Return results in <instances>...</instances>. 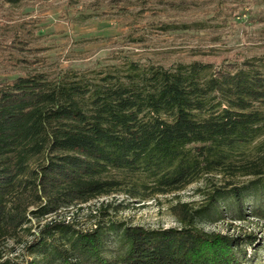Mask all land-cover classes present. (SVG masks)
<instances>
[{
	"label": "trees",
	"instance_id": "1",
	"mask_svg": "<svg viewBox=\"0 0 264 264\" xmlns=\"http://www.w3.org/2000/svg\"><path fill=\"white\" fill-rule=\"evenodd\" d=\"M202 179L203 200L170 208L179 226L110 219L105 200L92 228L58 216ZM250 217L264 221V55L0 77V264H257L258 235L206 229Z\"/></svg>",
	"mask_w": 264,
	"mask_h": 264
},
{
	"label": "rangeland",
	"instance_id": "2",
	"mask_svg": "<svg viewBox=\"0 0 264 264\" xmlns=\"http://www.w3.org/2000/svg\"><path fill=\"white\" fill-rule=\"evenodd\" d=\"M17 1L0 0V77L39 72L54 77L68 68L103 71L128 61L167 66L195 59L223 62L264 55V0ZM213 179L221 182L222 178ZM252 179L241 175L235 183ZM212 184L202 179L183 191L147 200L119 191L82 209L63 208L58 216L76 218L78 226L92 228L108 219L96 214L105 200L119 205L111 210L110 219L153 228L179 226L171 206L177 201L199 203L203 200L199 189ZM206 229L256 234L264 245V221L258 218L219 222ZM7 242L4 253L13 257L9 250L17 246ZM256 263L264 264V252Z\"/></svg>",
	"mask_w": 264,
	"mask_h": 264
}]
</instances>
